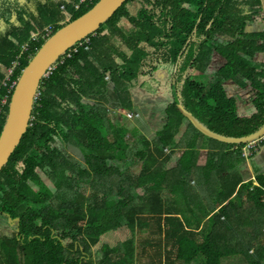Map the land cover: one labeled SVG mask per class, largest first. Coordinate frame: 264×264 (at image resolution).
Returning <instances> with one entry per match:
<instances>
[{
    "label": "trees",
    "instance_id": "trees-1",
    "mask_svg": "<svg viewBox=\"0 0 264 264\" xmlns=\"http://www.w3.org/2000/svg\"><path fill=\"white\" fill-rule=\"evenodd\" d=\"M98 1L0 0V95L14 62L17 80L47 38ZM260 23L264 0H126L78 52L67 49L0 169V216L18 218L0 237V264H264V168L244 180L247 143L208 137L178 108L225 136L264 125V29H247ZM161 69L171 101L150 142L109 107L133 110L130 89L155 93ZM122 229L123 240L101 241Z\"/></svg>",
    "mask_w": 264,
    "mask_h": 264
},
{
    "label": "water",
    "instance_id": "water-1",
    "mask_svg": "<svg viewBox=\"0 0 264 264\" xmlns=\"http://www.w3.org/2000/svg\"><path fill=\"white\" fill-rule=\"evenodd\" d=\"M125 1L99 0L87 12L68 22L47 38L22 70L12 92L6 122L0 135V169L21 142L30 125L35 99L48 68L72 45L96 31L102 23L114 15ZM178 108L200 132L222 142L240 144L264 136V125L246 136H225L203 125L182 104H178ZM17 220L18 218H8V221H13V223Z\"/></svg>",
    "mask_w": 264,
    "mask_h": 264
},
{
    "label": "rangeland",
    "instance_id": "rangeland-1",
    "mask_svg": "<svg viewBox=\"0 0 264 264\" xmlns=\"http://www.w3.org/2000/svg\"><path fill=\"white\" fill-rule=\"evenodd\" d=\"M130 10L132 7H130ZM248 30H263L264 24H258L256 26H248ZM257 60H264V55L258 54L256 57ZM161 77V85L156 88L155 93H151L148 90L141 88L140 86H136L133 89H130L131 97L134 102L135 108L130 111L131 116H126L127 121L129 123H133L140 132V135L147 137V139L152 142L153 138H155V131L161 126L163 123L160 115L165 114L163 110L168 105V102L171 101L169 84L170 80L169 74L165 69H161L156 73V76ZM144 81L141 79L140 82ZM231 94H239L240 100L242 102H246L248 105L251 104V99L253 95L249 93V90H243L236 87L235 84H232L230 87ZM246 104V105H247ZM115 107H109V111L114 113ZM245 110V109H243ZM120 120L124 122V117H120ZM188 126V121L184 120L182 123V131ZM262 137L247 143L256 144ZM69 153L72 157L79 159L78 154L74 151H70ZM202 153V151H201ZM248 155V154H247ZM80 160V159H79ZM247 160V158H245ZM244 168V167H243ZM248 172H243L242 177L244 180H248ZM8 220V219H7ZM15 223L13 221L9 222V225L4 221V219L0 216V237L3 235H11L15 230ZM129 236V232L126 229H122L117 232H107L101 237V241H111L113 238L121 239ZM100 241V242H101ZM109 241V242H110Z\"/></svg>",
    "mask_w": 264,
    "mask_h": 264
},
{
    "label": "built area",
    "instance_id": "built-area-1",
    "mask_svg": "<svg viewBox=\"0 0 264 264\" xmlns=\"http://www.w3.org/2000/svg\"><path fill=\"white\" fill-rule=\"evenodd\" d=\"M83 1H85V0H81V2H83ZM77 7H78V5H77ZM52 31H53V26L52 25H50V26L45 28V32H46L47 36L52 34ZM82 41H83V39L78 41V43H79L78 46H75L76 44L73 45L74 47L72 46L73 49L68 54L69 56L71 55V53L78 52L79 47H81L84 43H88V41H89L88 36L85 37V41L84 42H82ZM24 49H27V46H24ZM15 66H16V63L14 62L13 66L7 69V76L4 79V81H3L4 85H8V89H7L6 93L0 95V114L2 113V110L4 109L6 104L8 103L9 94L12 93V89L14 90V87L16 85V81L17 80H12L11 79V76L13 74ZM53 69H54V63L48 68V70L46 71V73L43 76V79L45 77L49 76V74L52 73ZM38 95H39V92H38ZM38 95H37V97H38ZM35 101H36V99H35ZM126 115L131 116V113L130 112H126ZM254 146H255V144L247 143L246 146H244L242 148V155L245 158L248 157L249 154L251 153V148H253Z\"/></svg>",
    "mask_w": 264,
    "mask_h": 264
},
{
    "label": "crops",
    "instance_id": "crops-1",
    "mask_svg": "<svg viewBox=\"0 0 264 264\" xmlns=\"http://www.w3.org/2000/svg\"><path fill=\"white\" fill-rule=\"evenodd\" d=\"M114 114L120 115L121 114L120 109L115 108ZM204 157H205V150H202V153L199 155V158H198L200 163H203ZM255 167L264 168V145L260 146V148L255 152L254 156L249 157V159L244 161V163L241 165V172L242 173L248 172L249 173L248 179L254 180V168ZM120 240H123V238H121Z\"/></svg>",
    "mask_w": 264,
    "mask_h": 264
},
{
    "label": "clouds",
    "instance_id": "clouds-1",
    "mask_svg": "<svg viewBox=\"0 0 264 264\" xmlns=\"http://www.w3.org/2000/svg\"><path fill=\"white\" fill-rule=\"evenodd\" d=\"M120 109V111H121V114H123V115H125V116H127L126 115V112H130V111H124V112H122V108H119ZM262 138H264V136L262 137ZM245 158V157H244ZM247 159H249V156L248 157H246Z\"/></svg>",
    "mask_w": 264,
    "mask_h": 264
}]
</instances>
